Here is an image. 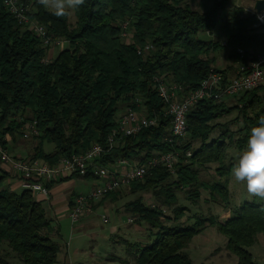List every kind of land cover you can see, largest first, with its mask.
Instances as JSON below:
<instances>
[{"label":"trees","instance_id":"obj_1","mask_svg":"<svg viewBox=\"0 0 264 264\" xmlns=\"http://www.w3.org/2000/svg\"><path fill=\"white\" fill-rule=\"evenodd\" d=\"M22 1L32 9L30 17L44 24L49 35L66 42L44 62L45 50L39 40L0 3V142L6 147V135L15 140L25 122L35 121L38 143L30 159L50 164L92 143L104 144L118 112L135 97L141 99L148 116H157V125L125 137L101 162L107 164L117 157L142 162L172 149L164 141L170 118L164 114L166 103L156 92L153 76H164L166 83H176L187 91L198 87L208 74L215 61L211 53L216 49L228 52L230 64L215 69L228 77L227 70L233 72L239 60L237 48L245 50L244 61L251 50H264V35L254 26L255 15L242 14V10L224 16L218 27L221 42L200 39L201 33L215 28L226 0H214L205 11L180 0H85L72 22L69 17L52 15L36 0ZM123 20L132 32L129 44L117 26ZM147 42L153 49L137 55L136 47ZM238 96L243 103L239 113L243 134L239 129V137L229 141L243 151L251 128L264 116V83ZM223 101L202 100L190 111L188 135L199 145L191 147L187 141L176 146L182 154L188 149L191 154L180 157L174 181H168V171L159 169L128 186L132 192H149L157 201L151 207L138 197L125 204V210L156 230L154 238L144 245L125 241L135 264H193L184 249L205 224H216L226 236L225 249L237 257L236 264H257L247 248L256 241L257 233L264 234V202L244 201L221 222L200 216H195L191 225L178 222L184 207L176 206L174 191L182 187L189 191L203 187L211 202H228L227 175L232 165L224 160L228 148L225 138L229 136L225 130L220 138L209 140L214 126L211 122L230 110ZM18 115L22 120L15 118ZM208 163L217 164V181L211 183L199 179L200 167ZM7 176L0 166V264H11L12 260L15 264H59V229L30 191L2 188ZM116 194L108 196L115 198ZM164 206L172 208L173 216L165 215ZM164 219L175 223L163 224ZM63 261L61 264H66L65 255Z\"/></svg>","mask_w":264,"mask_h":264},{"label":"built area","instance_id":"obj_2","mask_svg":"<svg viewBox=\"0 0 264 264\" xmlns=\"http://www.w3.org/2000/svg\"><path fill=\"white\" fill-rule=\"evenodd\" d=\"M3 8L12 15L26 30L30 31L45 50L44 62H49L51 52L61 48L65 40L48 34L44 24L30 17L32 10L22 0H0ZM254 14V26L260 27L264 35V19L258 20L257 13L252 7L245 9ZM121 29V38L127 44L132 41V32L128 29V21L117 22ZM205 33H210L206 31ZM211 34V33H210ZM225 46V42H222ZM153 49L149 42L136 47L137 55L148 54ZM239 60L234 66L231 76L215 70L213 66L202 79L199 86L185 91L176 83H166L164 76H153L156 92L166 103L164 114L170 118V131L164 141L172 145V149L148 157L140 162L129 158H114L110 163H102L101 159L116 148L121 141L147 127L157 125V116H148L140 98L135 97L128 106L123 108L116 120L115 126L109 131L105 143H92L88 148L69 156H64L50 164L41 159H25L9 153L0 142V166H6L17 178L22 189L32 194L48 195L49 183H56L64 176L89 178L92 184L87 192H80L74 196L68 217L72 223L84 218L93 212L94 206L108 194L129 186L132 182L142 180L146 175L159 169L175 173L176 165L181 157L180 150L176 148L181 140L188 135L187 118L194 106L202 100L223 101L256 88L264 83V50H251L244 61L245 50L236 49ZM38 129L35 121L25 122L22 127V137L37 136ZM190 151L184 152V157L190 156ZM151 207L155 205L149 203ZM164 212V209L162 208ZM102 223H108L109 217L102 214ZM128 222L133 219L128 218Z\"/></svg>","mask_w":264,"mask_h":264},{"label":"rangeland","instance_id":"obj_3","mask_svg":"<svg viewBox=\"0 0 264 264\" xmlns=\"http://www.w3.org/2000/svg\"><path fill=\"white\" fill-rule=\"evenodd\" d=\"M187 3L191 8L205 11L213 3L214 0H180ZM252 3L251 0H226L224 8L217 16L216 26L210 33H201L199 35L202 40H218L221 42L223 38L218 35V27L224 20V16L228 13H233L242 10V14H249L245 9ZM32 10V9H31ZM74 16L69 17V21H73ZM253 27V26H252ZM255 28V27H253ZM65 44L62 45L64 47ZM60 49V48H58ZM57 48L51 52V58L58 52ZM227 50L218 48L211 53L215 58L213 67L220 69L230 64L227 59ZM240 96H234L225 99L223 102L229 107L228 113L214 119L211 122L212 131L209 140L219 137L223 131L226 130L225 141L228 143L226 157L224 162L231 163V170L227 175V188L229 198L226 204H219L211 202L208 191L205 188L199 187L195 191H189L188 187H182L175 190L176 206L184 207L183 214L180 216L178 222L191 225L194 222L195 216L211 217L216 222L224 221L226 218L232 216L236 207L244 201L260 202L255 197H249L245 186L237 183L232 176V168L234 167L239 154L235 148L232 139H237L240 135L239 129L243 127V122L240 117L243 103L239 100ZM123 110V109H121ZM121 111L118 112L117 117ZM30 118L29 115H26ZM25 116V118H26ZM15 118L22 120L19 115ZM24 119V117H23ZM21 128L16 135L15 140L8 135L6 138V147L9 152L17 155V157H24L26 160L30 159L33 147L38 143V136H29L23 138L20 134ZM243 130L241 129V135ZM220 138V137H219ZM230 140V141H229ZM190 141L191 147L198 146V141L190 140L189 135L181 140V144L185 145ZM50 146L48 149L50 150ZM47 149V150H48ZM188 151L191 152L190 149ZM19 152V154H18ZM183 152V151H182ZM23 153V154H22ZM181 153V152H180ZM25 154V155H24ZM184 157V154L181 153ZM215 163H208L200 167L199 179L211 183L217 181L215 175ZM176 170V169H175ZM176 173V172H175ZM175 173H169L170 179H176ZM8 174V173H7ZM86 185L82 186V192H87L92 180L84 178ZM2 188L11 189L7 182L2 183ZM15 192L21 191L20 186H16ZM116 197L112 198L106 196L94 206L93 212L90 215L81 218V220L72 223L64 211H57L52 219L54 226L59 224V236L56 239L61 244V249L58 253L59 264L64 260L66 264H135L131 255L126 251V244L144 245L149 243L154 238L155 229L151 228L146 222L137 220L138 215L125 210V204L129 201H134L138 197H142L145 203H152L156 205V200L147 191L132 192L128 186L121 187L116 190ZM164 213L166 216H173L172 208L164 206ZM105 214L109 217L108 223H102L100 217ZM133 219L128 222L127 219ZM163 224H174L173 220H161ZM177 222V223H178ZM226 236L218 231L216 224L207 225L199 233L195 234L184 251L189 255L193 264H236L237 257L225 249ZM252 254L253 259L257 264H264V234L257 233L256 241L247 248ZM11 264H15L12 260Z\"/></svg>","mask_w":264,"mask_h":264},{"label":"clouds","instance_id":"obj_4","mask_svg":"<svg viewBox=\"0 0 264 264\" xmlns=\"http://www.w3.org/2000/svg\"><path fill=\"white\" fill-rule=\"evenodd\" d=\"M36 3L58 18L74 15L85 4V0H36ZM256 7V0L250 6ZM257 19H264V13H257ZM232 176L237 183L245 186L248 196L264 202V116L258 125L252 127L246 148L239 154L232 168Z\"/></svg>","mask_w":264,"mask_h":264},{"label":"crops","instance_id":"obj_5","mask_svg":"<svg viewBox=\"0 0 264 264\" xmlns=\"http://www.w3.org/2000/svg\"><path fill=\"white\" fill-rule=\"evenodd\" d=\"M223 68L220 67V69H223ZM227 73L231 76L233 74L232 69H228ZM9 153H11V151ZM11 154L14 156H17L13 153ZM21 158H24V157H21ZM2 168L8 173V176L7 178H5L4 181L7 182L8 186L11 188L10 190L15 191L14 189L16 188V186L17 185L19 186L17 178L13 175V173L9 170L8 167L2 166ZM85 181L86 180L82 177L77 178V177L64 176L58 182L50 184L48 188L47 196H42L38 194H33V195L36 200L40 201L41 205L43 206L45 210L47 217H49L52 220L53 217H56L54 216V214L57 211H64L66 214H68V211L72 203L71 200H73L75 195L82 192L81 188L82 186L86 185ZM55 227L59 229V224H56ZM62 262L64 261L62 260Z\"/></svg>","mask_w":264,"mask_h":264},{"label":"water","instance_id":"obj_6","mask_svg":"<svg viewBox=\"0 0 264 264\" xmlns=\"http://www.w3.org/2000/svg\"><path fill=\"white\" fill-rule=\"evenodd\" d=\"M263 10H264V0H256L255 11L256 12H261ZM263 43H264V37H263Z\"/></svg>","mask_w":264,"mask_h":264}]
</instances>
